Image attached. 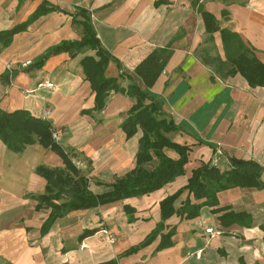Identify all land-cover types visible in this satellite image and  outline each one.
Segmentation results:
<instances>
[{
  "label": "crops",
  "instance_id": "1",
  "mask_svg": "<svg viewBox=\"0 0 264 264\" xmlns=\"http://www.w3.org/2000/svg\"><path fill=\"white\" fill-rule=\"evenodd\" d=\"M193 1L0 0V33L25 22L42 3L54 7L8 42L0 36V108L27 110L59 129L60 144L91 162L87 176L93 193L110 189L116 177L134 167L140 136L136 132L126 138L120 126L135 103L129 93L132 83L153 97L161 96L156 98L178 128L170 134L179 138H171L190 146L184 173L160 189L69 211L42 232L50 208H35L36 196L46 186L36 168L63 167L62 159L37 142L15 153L0 139V264H264V86L250 87L239 73L219 78L201 61L198 51L203 49L223 61L225 56L218 31L212 41L206 40ZM199 4L214 14L219 28L237 32L264 63V0H198ZM76 7L89 12L101 45L118 61L107 63L105 75L118 78L120 89L111 91L100 111L92 109L93 93L80 65L81 58L94 50L73 57L57 53L40 68L24 70L50 47L82 36ZM195 28L219 52L202 45ZM157 47H168L171 55L154 85L144 88L133 70ZM42 79L49 80L52 88L36 89ZM216 157L221 167L227 157L259 162L260 184L219 191L217 205L201 207L194 218L173 214L162 221L160 200L182 187L200 161ZM185 197L183 193L175 205ZM125 204L133 209L131 213L123 209ZM221 206L245 213L246 221L221 225L222 212H212ZM159 223L161 232L145 243ZM209 228L211 232L206 231ZM87 229L94 233L82 236ZM170 229L172 244L158 248L161 236ZM101 230L111 234L114 242Z\"/></svg>",
  "mask_w": 264,
  "mask_h": 264
},
{
  "label": "trees",
  "instance_id": "2",
  "mask_svg": "<svg viewBox=\"0 0 264 264\" xmlns=\"http://www.w3.org/2000/svg\"><path fill=\"white\" fill-rule=\"evenodd\" d=\"M192 4L201 14L207 33L206 40L212 41L214 32H219L225 56L223 61L219 55H211L203 49L198 51L201 61L211 67L219 78L239 73L250 87L264 86V63L244 45L239 34L226 28H219L214 14L203 11L202 5H197L198 0ZM52 9L53 6L42 3L25 22L11 30L1 32V38L8 42L14 33L26 28L32 19ZM77 10L76 14L81 15L79 20L83 26L82 36L79 39L63 40L50 47L24 70L29 72L40 68L48 57L57 53L68 52L73 57L88 49L94 50L93 55H84L81 58L80 65L93 93L92 109L100 111L105 107L111 91L120 89L118 78L105 75L107 63L113 60L118 64V61L101 45L91 24L89 12L82 8ZM221 13L227 14L223 9ZM170 55L171 50L168 47H157L134 67L133 71L141 79L144 88H151L154 85ZM129 89L135 103L128 110L120 126L126 138H130L138 130L141 132L134 156V167L124 176L116 177L110 183V189L100 193H93L89 189L87 173L91 162L74 149L63 147L60 142L54 141L51 137L54 127L49 120L36 117L24 109L7 111L0 108V139L7 149L17 153L23 151L27 145L37 142L55 151L62 159L63 167L49 168L39 165L36 168V172L46 180V186L44 193L36 196L35 208H50L49 215L41 226L42 232H45L56 218L69 211L147 195L184 173L190 146L170 138L169 134L178 130L171 115L163 110L156 97L145 92L136 83H132ZM166 150L174 152L175 157L167 154ZM80 163L83 165H79ZM261 168L260 163L253 159L227 157L224 167H221V161L215 165L212 164V160L200 161L191 169V174L182 187L160 200L162 221L173 214L181 219L196 217L201 207L217 205V193L224 189L259 185ZM183 193H186V197L177 207L175 202ZM58 200L59 203L56 202ZM123 209L127 213L133 211L127 204L123 205ZM212 212H222L218 220L223 226L233 223L242 225L247 218L245 213L228 210L227 206L213 208ZM162 227V223L157 224L147 236L145 243L161 232ZM92 233L94 229H87L82 236ZM171 235V229L163 234L158 248L170 246Z\"/></svg>",
  "mask_w": 264,
  "mask_h": 264
},
{
  "label": "built area",
  "instance_id": "3",
  "mask_svg": "<svg viewBox=\"0 0 264 264\" xmlns=\"http://www.w3.org/2000/svg\"><path fill=\"white\" fill-rule=\"evenodd\" d=\"M53 84L46 79H42L40 80L37 85H36V89L39 88H52ZM35 90V89H33ZM33 90H28L27 92H33ZM51 137L54 141L56 142H60L61 139V131L57 128H53L51 131ZM219 161V157H216L214 159H212V164H217V162ZM78 164V163H77ZM206 231L211 232V228L207 229ZM101 232H103L104 234H106L108 236V240L110 243L114 242V238L111 234H109L106 230H101Z\"/></svg>",
  "mask_w": 264,
  "mask_h": 264
},
{
  "label": "rangeland",
  "instance_id": "4",
  "mask_svg": "<svg viewBox=\"0 0 264 264\" xmlns=\"http://www.w3.org/2000/svg\"><path fill=\"white\" fill-rule=\"evenodd\" d=\"M200 2L202 1L203 2V0H199ZM198 22V21H197ZM219 22L220 23H222V21L221 20H219ZM198 31V29L197 28H195L194 29V35H199L198 36V38H200V40H199V42L202 44V45H207L209 48H210V52H212V53H214V52H216V51H218L219 52V50H218V48L215 46V48H213L212 47V45H210V43H206L205 41H204V35H202V34H200L199 32L198 33H196ZM178 35L180 34V32L179 33H177ZM36 78H39L40 77V74L37 72L36 73ZM33 76H35V74H33ZM47 80V79H46ZM34 81V80H33ZM36 88V87H35ZM28 91V90H27ZM28 93H30V92H28ZM154 96V95H153ZM155 97H157V96H155ZM158 97H161L160 95H158ZM157 97V98H158ZM163 105V104H162ZM124 118V117H123ZM65 135L68 137V136H70V132H68V130H66V132H65ZM137 135H141V132L140 131H137ZM169 136H170V138L172 137L173 139L174 138H176L177 137V134H169ZM177 138H179V137H177ZM61 140V139H60ZM137 152V151H136ZM166 152H167V154H169V155H173V153H172V151H170V150H166ZM79 165H83V164H79ZM130 169V168H129ZM130 171V170H129ZM126 174V173H125ZM124 174V175H125ZM124 175H122V176H124ZM122 176H119V177H122ZM112 181V180H111Z\"/></svg>",
  "mask_w": 264,
  "mask_h": 264
}]
</instances>
